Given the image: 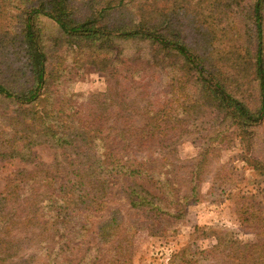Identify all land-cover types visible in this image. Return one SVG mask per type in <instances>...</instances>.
<instances>
[{
  "label": "rangeland",
  "instance_id": "1",
  "mask_svg": "<svg viewBox=\"0 0 264 264\" xmlns=\"http://www.w3.org/2000/svg\"><path fill=\"white\" fill-rule=\"evenodd\" d=\"M5 1L0 0V84L11 92L25 93L32 88L33 78L22 43L23 14L44 0ZM66 2L70 20L84 22L91 16L90 0ZM251 5L252 0H176L174 5L172 0L167 19L160 20L165 0H122L99 26L129 29L144 24L167 39H178L202 65L217 70L228 90L252 109L255 83L249 62L255 40ZM37 28L46 55L48 96L30 105L0 96V264H47L48 256L55 260L57 252L56 264H175L173 258L187 247L191 255L196 254L184 257L190 264L195 259L211 264L207 256L199 255L216 245L213 232L255 243L254 233L240 225L236 205L245 195L264 212V177L252 166V159L264 164V121L253 130H243L224 113L191 103L190 90L181 96L174 93L167 102L172 116L178 115L184 124L170 148L180 167L174 181L181 196H188L191 177L196 181L194 166H204L196 197L188 199L182 218L157 231L146 214L130 206L126 194L136 184L157 197L166 188L150 179L118 175L108 178L103 194L94 198L89 194L84 204L72 199L74 204L67 212L65 205L71 199L64 202L63 186L74 182L76 170L90 167V140L77 138L63 147L47 142L40 135L48 112L45 99L49 109L64 111L65 121L71 120L76 128L79 122L90 135L91 121L100 116L120 118L126 105L141 113L148 102L160 106L167 81L163 69L172 70V84L178 87L180 78L185 81L187 65L174 52L149 41L127 40L118 36L121 32L111 39L66 36L44 17L38 19ZM127 70L137 73L126 80ZM131 119L134 124L129 125H144L139 117ZM172 122L177 126L176 119ZM150 150L135 157L158 158L159 151ZM205 227L213 230L203 235L198 229ZM60 236L76 238L74 245L67 246Z\"/></svg>",
  "mask_w": 264,
  "mask_h": 264
},
{
  "label": "trees",
  "instance_id": "2",
  "mask_svg": "<svg viewBox=\"0 0 264 264\" xmlns=\"http://www.w3.org/2000/svg\"><path fill=\"white\" fill-rule=\"evenodd\" d=\"M28 1L6 0L5 3H25ZM113 1L90 0L91 16L84 22L70 20L66 0H44L37 6L26 8L23 14L22 43L25 48L27 66L33 78V86L28 92L14 93L0 84V96L19 102L20 105H30L29 103L38 101L41 96L45 97L47 86L46 55L42 51L40 31L37 28L40 17L52 20L66 36H81L91 40L111 39L115 37V34L121 32L122 34L118 36L127 40L149 41L162 50L174 52L187 65V69L183 70L185 81L180 78V85L175 87L172 84L175 80L171 73L172 70L169 67L168 71H166L167 67L162 68L166 73L165 76L168 82L166 81L164 84L162 92L164 102H161L160 106L154 107L151 102H148L144 112L141 113L139 110L135 111L132 107L126 105L123 107V115L120 118L111 120L106 116H100L91 121L89 135V132L84 129L86 127L80 125L79 122H76L79 125L76 128L72 125L71 120L65 121L62 116L64 111L61 110L60 114L51 108L49 109L50 104L45 99L46 111L48 112H45L42 122L43 132L40 134L52 146L59 147L71 144L77 138H81L83 141L90 140L88 142L90 145V167L84 170H76L74 182H66L63 186L65 190L64 202L71 199V202L68 201L65 205L67 212L74 204L72 199L77 198L80 201L77 204L82 205L89 199V194H92L93 198L96 194H103L107 187L108 178L113 175L128 178H146L150 179L153 184L160 185L162 189L166 188L164 192H160L162 197L154 196L142 186L136 184L129 187L126 199L132 208L138 209L139 212H143L152 220L157 231L160 229L165 230L174 220L183 217L184 205L188 202V199L196 197L198 184L200 183L199 177L202 176L204 168L200 163L194 166L192 174H195L196 181L193 183L191 177L189 188L185 193L188 196H181L180 189H176L174 181V172L178 171L180 167H177L174 163L175 153L170 148L175 140L179 138L178 134L184 131V124L179 122L178 115H175V118L172 116L167 102L174 96V93L181 96L184 91L190 90L192 92L189 97L191 103L210 107L214 111L224 113L227 118L234 121L243 130H253L264 121V0H252L251 5V21L255 40L254 53L251 63L249 62V71L252 72L253 82L255 83L252 109L246 105L243 99L228 90L226 80L221 77L217 70L202 65L199 59L194 57L186 45L179 42L178 39H167L159 34L155 28L146 27L144 24L129 29H111L99 26V22L109 15V11L122 3V0L118 4H113ZM171 1L165 0V8L159 11L160 20L164 17L165 20L167 19V13H170L169 3ZM174 3H176V0H173V5ZM153 8L155 9V6ZM146 69L150 71L152 67L146 66ZM126 73H128L126 80H129L137 71L133 74V72L127 70ZM139 77L141 75H138ZM143 89L147 91L148 86L143 85ZM193 97L195 100H192ZM118 112L121 111L118 110ZM138 117L139 120L143 121V126L129 125L131 122L134 124L131 118ZM175 119L177 126L172 122ZM110 122L112 124L108 127L107 125ZM81 132H83L84 137L81 136ZM247 135L249 138L252 136V134ZM28 143H31V141H28ZM150 149L159 151L157 153L158 158L143 160L135 157V154L145 150L152 152ZM252 163L253 169L264 177V164L253 159ZM166 164H168V167H165ZM79 171L81 172L79 173ZM71 174H74V172H71ZM170 178H173V180L171 181ZM67 197L68 199H66ZM258 206V203L250 200L245 195L239 198L236 205L238 221L246 230L254 233L256 236L255 243H244L227 237V235H222V233L213 232L212 236L216 245L208 251L201 252L199 256H207L211 264H221L220 262H228V264H264V212L259 211ZM66 228L68 229V226ZM198 230H201L203 235H207L205 232L213 229L205 227ZM57 235L59 234L57 233ZM68 238L69 236H60L59 240H67L66 245L73 246L74 242L72 241H75L76 238ZM65 243L60 246L61 251L65 248ZM188 254L191 255L188 247L180 251L177 259L173 258L176 260L175 264H190L184 258ZM216 254L219 255V258L215 257ZM59 255L57 252L55 260L48 256L47 264H56ZM191 256L194 257L196 254L193 253ZM207 257L205 258L207 259ZM203 263L205 261L201 259H195L194 261V264Z\"/></svg>",
  "mask_w": 264,
  "mask_h": 264
}]
</instances>
